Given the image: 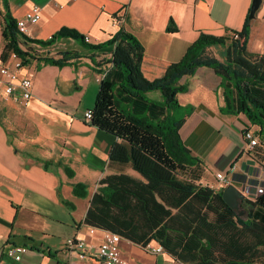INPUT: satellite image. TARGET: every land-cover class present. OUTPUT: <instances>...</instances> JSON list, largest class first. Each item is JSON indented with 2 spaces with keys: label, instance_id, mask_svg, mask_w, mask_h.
Returning a JSON list of instances; mask_svg holds the SVG:
<instances>
[{
  "label": "crops",
  "instance_id": "1",
  "mask_svg": "<svg viewBox=\"0 0 264 264\" xmlns=\"http://www.w3.org/2000/svg\"><path fill=\"white\" fill-rule=\"evenodd\" d=\"M250 5L251 0H0V55L5 13L18 21L37 8L40 20L26 27L34 41L46 42L62 30L97 45L124 29L140 41L143 76L152 80L181 60L200 33L225 36L242 30ZM246 48L264 54V0L250 21ZM112 50L108 45L94 53L71 37L46 46L31 43L29 51L37 59L23 62L16 71L19 78L34 73L31 99L24 105L0 95V106L7 110L6 119L0 118V264L66 263L64 241L74 236L96 248L102 232L89 234L83 220L101 180L119 173L137 177L129 166L109 162L119 139L83 119L84 111L94 105L103 74L111 68L105 62ZM68 53L82 57L63 67L40 60ZM90 54L92 59L87 58ZM219 83V76L204 67L179 80L187 87L177 95L183 107L177 112L184 119L179 132L198 160L189 174L197 184L218 191L223 186L215 173H221L227 185L242 193L248 187L254 196L258 186L264 187V147L250 148L242 139L245 129L258 136L245 116L219 112ZM76 186L83 187L84 196L75 194ZM6 245H23L28 252L14 262L2 254ZM119 251L126 264H183L164 252L151 255L130 241H122ZM72 264L95 260L87 255Z\"/></svg>",
  "mask_w": 264,
  "mask_h": 264
},
{
  "label": "trees",
  "instance_id": "2",
  "mask_svg": "<svg viewBox=\"0 0 264 264\" xmlns=\"http://www.w3.org/2000/svg\"><path fill=\"white\" fill-rule=\"evenodd\" d=\"M248 14L238 32L200 33L181 60L170 63L159 78L148 80L142 72L143 47L124 29L97 45L62 30L46 42L34 41L19 34L14 18L5 13L2 62L13 53L30 63L37 59L29 51L31 43L46 46L64 37L74 38L94 53L113 46L105 62L111 68L99 83L87 123L119 139L111 148L109 162L129 166L137 177L121 173L104 177L90 201L84 225L116 233L141 247L154 241L183 264H264V191L249 193L250 198L242 202L244 214L239 216L222 200L223 188L216 191L188 178L198 160L182 142L179 130L184 119L177 112L183 108L177 95L187 91L179 80L193 76L200 67L210 68L220 78L223 106L219 112L245 116L257 127L259 144L264 147V54H252L246 48ZM80 57L68 53L40 60L63 67ZM81 188L75 187L77 196H84Z\"/></svg>",
  "mask_w": 264,
  "mask_h": 264
},
{
  "label": "built area",
  "instance_id": "3",
  "mask_svg": "<svg viewBox=\"0 0 264 264\" xmlns=\"http://www.w3.org/2000/svg\"><path fill=\"white\" fill-rule=\"evenodd\" d=\"M75 1V0H69ZM40 20L39 10L33 8V10L27 13L22 19L16 21V29L19 34L28 37L30 40H34L30 37L27 31V24H36ZM85 41H88L85 38ZM23 65V61L16 56V54L9 55L5 62L0 61V95L11 97L13 101L26 104L31 99L32 79L34 77L33 72H26L21 78L17 76V72ZM83 119L88 122L92 119L91 109H87L83 113ZM242 139L246 145L250 148H254L259 144V138L250 129H245L242 132ZM217 181L225 187L227 185V179L221 173H215ZM264 191V187L258 186L255 193L261 194ZM250 193V188L244 190ZM95 228H89V234L96 232ZM102 233V239L96 248L92 245H87L84 239L77 236L69 237L64 241L65 252L67 256L66 263L72 264L74 259H83L87 255H92L95 260V264H126V261L121 257L120 244L124 241L118 234L112 232ZM126 241V240H125ZM141 247V246H140ZM143 251L151 253V255H158L162 253L163 248L156 242L149 241L141 247ZM94 252L92 254V251ZM28 252V248L23 245H6L2 249V254L8 259L14 262H19Z\"/></svg>",
  "mask_w": 264,
  "mask_h": 264
},
{
  "label": "water",
  "instance_id": "4",
  "mask_svg": "<svg viewBox=\"0 0 264 264\" xmlns=\"http://www.w3.org/2000/svg\"><path fill=\"white\" fill-rule=\"evenodd\" d=\"M261 2L262 0H251L250 12L248 14L249 23L255 18V14L258 12ZM221 197L227 206L237 212L239 216L244 214V211L239 210V206L245 199V195L242 193V191L237 190V188L229 184L223 187L221 190Z\"/></svg>",
  "mask_w": 264,
  "mask_h": 264
},
{
  "label": "rangeland",
  "instance_id": "5",
  "mask_svg": "<svg viewBox=\"0 0 264 264\" xmlns=\"http://www.w3.org/2000/svg\"><path fill=\"white\" fill-rule=\"evenodd\" d=\"M81 48H84V47H82L81 46ZM216 52V54H217V51H215ZM176 116L177 117H181V115L180 114H178V113H176ZM6 117H7V110H6V107H4V106H0V118H3V120L4 119H6ZM253 127V129L255 130V132L257 133V131H258V129H257V127H254V126H252ZM256 135V134H255ZM259 142H260V140H259ZM187 177L189 178L190 177V175L189 174H187ZM258 194V193H257ZM260 256L259 255H257V257L256 258H259Z\"/></svg>",
  "mask_w": 264,
  "mask_h": 264
},
{
  "label": "bare ground",
  "instance_id": "6",
  "mask_svg": "<svg viewBox=\"0 0 264 264\" xmlns=\"http://www.w3.org/2000/svg\"><path fill=\"white\" fill-rule=\"evenodd\" d=\"M248 192H246V194H247ZM257 194V193H256Z\"/></svg>",
  "mask_w": 264,
  "mask_h": 264
}]
</instances>
